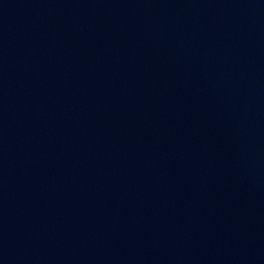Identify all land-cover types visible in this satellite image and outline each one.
<instances>
[{"label": "water", "instance_id": "obj_1", "mask_svg": "<svg viewBox=\"0 0 264 264\" xmlns=\"http://www.w3.org/2000/svg\"><path fill=\"white\" fill-rule=\"evenodd\" d=\"M183 264H264V0H137Z\"/></svg>", "mask_w": 264, "mask_h": 264}]
</instances>
